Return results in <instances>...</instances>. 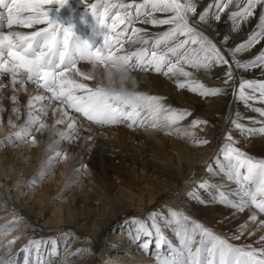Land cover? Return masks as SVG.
<instances>
[{
  "label": "snow or ice",
  "instance_id": "obj_1",
  "mask_svg": "<svg viewBox=\"0 0 264 264\" xmlns=\"http://www.w3.org/2000/svg\"><path fill=\"white\" fill-rule=\"evenodd\" d=\"M81 3L85 9L81 20L90 16L94 21L92 37H102L99 47L76 36L71 24L65 27L50 18L51 6L63 9L68 0H0V100L5 90L12 93L6 122L9 134L0 141V150L18 143L35 146L40 143L38 134L47 130L51 133L49 151L52 152L47 167L51 168L61 158H68L62 148L53 149L52 143H72L83 121L92 127L124 125L132 130L164 131L188 137L197 147L210 144L207 137L199 136L196 131H203L207 120L194 117L191 110L169 106L162 96L133 91L125 97L95 80L94 65L108 69L119 62L125 68L124 78L133 71H151L173 79L178 89L204 99L228 92L200 81L188 69L210 72L220 67L224 69L223 83L232 88L236 99L246 105L251 102L264 104V81L243 76L237 80V72L260 69L264 73V50L250 59H241V54L257 45L264 47V0H210L202 9L199 0H95L94 3L81 0ZM156 13L165 14V17L157 18ZM222 15H227L233 31H240L241 25L250 23L252 18L258 23L238 44L230 45L227 34L217 43L206 34L204 26L211 27L213 20L221 22ZM137 23L153 27L167 25L168 28L150 34L145 28L136 27ZM36 25L44 27L31 32L17 30ZM97 28L103 31L97 32ZM81 62H87L92 68L81 70L78 67ZM90 81H96L95 86L88 83ZM22 92L29 99L24 105L26 115L21 122L19 94ZM53 104L56 107L52 114L56 118L54 124L49 125L46 120ZM252 110L261 118L252 123L261 127H246L239 118L231 120V124L246 136H264V108ZM3 111L0 106V114ZM185 120H189L187 125L183 124ZM3 126L5 122L0 115V127ZM224 139L215 165L236 185L233 193L236 198L219 191L216 193L218 202L237 213L250 212L248 221L258 230H264V159H253L242 151L230 132ZM83 169L84 166L78 171ZM45 176L42 166L30 185L39 186ZM169 216L171 221L151 213L146 220L133 221V240L155 238L156 264H264V235L256 241L258 246L236 245L181 212L170 210ZM22 219L14 213L11 223L0 226V240L17 230ZM169 222L176 226L175 244L167 240L162 231V224ZM246 230L247 224L241 226L232 239L239 240ZM20 239L22 237H15L7 242L9 254L5 256L0 251V264H40L42 248L51 245L54 252L57 249L54 239H32L12 251ZM152 242L146 240L143 247L148 249ZM2 248L4 246L0 245ZM88 251L78 250L77 255Z\"/></svg>",
  "mask_w": 264,
  "mask_h": 264
},
{
  "label": "bare ground",
  "instance_id": "obj_2",
  "mask_svg": "<svg viewBox=\"0 0 264 264\" xmlns=\"http://www.w3.org/2000/svg\"><path fill=\"white\" fill-rule=\"evenodd\" d=\"M68 1L65 8L53 12L50 18L58 21L61 12L69 15L84 9L81 0ZM87 2L94 3L95 0ZM209 2L199 0V8ZM155 15L157 18L165 17L161 13ZM257 23L258 20L252 18L250 23L241 25L240 31H233L227 15H222L221 22L213 20L211 27L204 26V30L217 43L227 34L229 44L235 45L245 40ZM135 26L145 28L150 34L168 28L167 25L153 27L140 23ZM42 27L44 25L17 30L31 32ZM261 50L264 47L257 45L250 52L241 54V59H250ZM78 67L83 71L92 68L90 64ZM188 70L193 71L195 78L209 86L224 88L228 94L204 99L178 89L173 79L151 71L137 70L131 75L137 84L136 91L165 97L169 106L191 110L194 117L207 120L203 131L196 130L199 136L210 140L207 146L197 147L188 137L146 128L132 130L120 125L90 130L87 121H83L84 125L78 127L79 134L72 143L59 141L56 137L59 143H52V148H62L68 158H61L51 168L47 167L48 158L52 155L49 151L51 133L47 130L38 134L40 143L35 146L18 143L0 150V226L11 223L14 213L23 218L17 230L0 240V245L4 246L0 251L7 256V242L15 237L22 239L17 241L12 251L32 239H54L57 241L56 251L51 245L42 248L40 264H67L68 261L72 264H156L155 238L133 240V221L146 220L151 213L171 221L170 210L187 215L233 244L258 246L256 241L264 235V230H258L248 221L251 213H237L218 202L216 193L219 191L227 192L230 198L235 199L236 185L220 172L215 159L229 132L242 151L253 159H264V136L253 138L240 132L238 138L231 124V120L239 118L246 127L258 129L262 125L252 122L261 118L252 109L264 108V104L251 102L246 105L236 99L232 88L223 83V68L216 67L210 72ZM241 76L264 81V73L260 69L237 72V80ZM88 83L95 85L96 81ZM11 95L5 90L0 100L4 109L0 115L5 122V126L0 127V141L9 134L6 122L11 111ZM28 99L26 93L19 94L21 122L26 115L24 105ZM55 107L53 104L49 108L46 120L49 125L54 124L56 117L52 109ZM188 123L189 120L183 122L184 125ZM42 166L46 176L39 186L33 187L30 180L37 177ZM82 166L84 169L78 171ZM245 224L247 230L239 240H233V235ZM162 231L167 240L177 243L174 223H163ZM252 232L255 234L249 235ZM146 240L153 241L148 249L143 247ZM152 248V256L147 255ZM81 249L90 251L77 255ZM163 250L166 252V247Z\"/></svg>",
  "mask_w": 264,
  "mask_h": 264
},
{
  "label": "clouds",
  "instance_id": "obj_3",
  "mask_svg": "<svg viewBox=\"0 0 264 264\" xmlns=\"http://www.w3.org/2000/svg\"><path fill=\"white\" fill-rule=\"evenodd\" d=\"M94 78L98 82H102L103 86L109 89H115L123 96L127 97L129 93L136 91L137 84L131 73L126 74L123 64L117 62L116 67L105 69L101 65L93 66Z\"/></svg>",
  "mask_w": 264,
  "mask_h": 264
},
{
  "label": "rangeland",
  "instance_id": "obj_4",
  "mask_svg": "<svg viewBox=\"0 0 264 264\" xmlns=\"http://www.w3.org/2000/svg\"><path fill=\"white\" fill-rule=\"evenodd\" d=\"M69 2V1H68ZM52 7V11L49 13V15H53V12H55V11H58L57 9V7L55 6V5H53V6H51ZM84 12H85V9H81V10H79V11H77V12H70L69 13V15H65V14H67V12H61L60 13V15H62L60 18H59V20L57 21V22H59V23H62L65 27H67V26H69L70 24H71V26H73V31H74V33H75V35L76 36H78V37H80L81 39H84V40H88L89 42H93V37H92V25L94 24V21L92 20V18L90 17V16H88V19H87V24H91V26H88V25H86V26H84V27H81V26H79V20H81V17H83L84 16ZM156 14H158V13H156ZM75 18H74V17ZM80 16V17H79ZM63 17V18H62ZM72 17V18H71ZM79 20H78V19ZM69 19V20H68ZM73 19V20H72ZM66 20H67V22H66ZM78 21V22H77ZM64 22H65V24H64ZM73 22V23H72ZM76 22V23H75ZM85 27L86 28H88V30H86L85 31ZM21 30H23V28H20ZM96 31L97 32H100V31H103L102 29H99V28H97L96 29ZM90 32V33H89ZM97 38H101L100 36H97ZM101 43V41L99 40V39H97L96 40V42H95V44L96 45H99ZM80 64H88L87 62H81ZM80 64H78V65H80ZM213 84H216V83H213ZM92 86H95V85H92ZM35 93V92H34ZM87 124H88V126H90L89 125V123L87 122ZM86 124V125H87ZM81 125H84L83 123H81L78 127H80ZM92 126H90V127H88L90 130L91 129H93V130H95V128L97 129V128H109V126H107V127H92ZM110 127H112V126H110ZM235 131H236V133L238 134L237 136H238V138H240V131L239 130H236L235 129ZM91 132V131H90ZM89 133V132H88ZM93 135H97L96 133H94ZM236 136V137H237ZM242 139V138H241ZM245 140H248V138L247 139H245ZM33 205V204H32ZM31 205V206H32ZM110 237L112 238L113 236L112 235H110ZM128 241H125V243H127ZM128 243H130V242H128ZM115 252H117V251H115ZM152 254H153V248L151 249V251L149 250V251H147V255H149V256H152Z\"/></svg>",
  "mask_w": 264,
  "mask_h": 264
}]
</instances>
